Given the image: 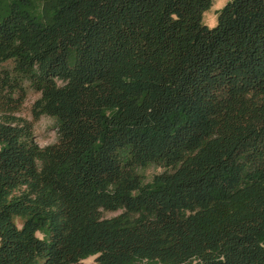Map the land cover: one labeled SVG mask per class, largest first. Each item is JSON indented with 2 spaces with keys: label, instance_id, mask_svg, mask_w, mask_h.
I'll return each mask as SVG.
<instances>
[{
  "label": "trees",
  "instance_id": "obj_1",
  "mask_svg": "<svg viewBox=\"0 0 264 264\" xmlns=\"http://www.w3.org/2000/svg\"><path fill=\"white\" fill-rule=\"evenodd\" d=\"M210 7L0 0V264H264V0Z\"/></svg>",
  "mask_w": 264,
  "mask_h": 264
},
{
  "label": "rangeland",
  "instance_id": "obj_2",
  "mask_svg": "<svg viewBox=\"0 0 264 264\" xmlns=\"http://www.w3.org/2000/svg\"><path fill=\"white\" fill-rule=\"evenodd\" d=\"M227 0H211V7L203 13L202 22L207 27L212 28L216 24V13L220 10ZM6 67H10L7 65ZM24 96L21 103L18 105L17 111L13 116L32 123V135L34 137L35 143L43 148L54 144L57 141V124L52 118L42 116L38 120L33 121L32 118V105L36 99H38L39 94L32 91L27 84H24ZM12 98H17V95L12 96ZM163 171L158 166L150 165L145 168L137 169V173L141 176L142 180L146 183L151 180L154 175L160 174ZM118 212H102L104 218H110L117 215ZM18 227L20 226L19 221L16 222ZM95 257H89L82 260L79 264H93Z\"/></svg>",
  "mask_w": 264,
  "mask_h": 264
}]
</instances>
